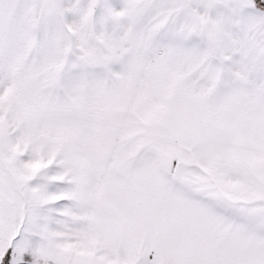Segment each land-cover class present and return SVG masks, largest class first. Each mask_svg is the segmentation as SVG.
I'll return each mask as SVG.
<instances>
[{
  "label": "snow or ice",
  "instance_id": "1",
  "mask_svg": "<svg viewBox=\"0 0 264 264\" xmlns=\"http://www.w3.org/2000/svg\"><path fill=\"white\" fill-rule=\"evenodd\" d=\"M0 264H264V0H0Z\"/></svg>",
  "mask_w": 264,
  "mask_h": 264
}]
</instances>
